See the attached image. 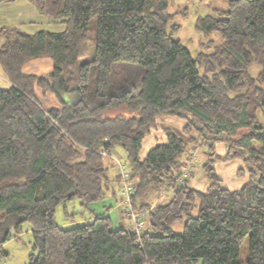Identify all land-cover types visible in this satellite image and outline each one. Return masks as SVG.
I'll return each mask as SVG.
<instances>
[{
  "label": "trees",
  "instance_id": "obj_1",
  "mask_svg": "<svg viewBox=\"0 0 264 264\" xmlns=\"http://www.w3.org/2000/svg\"><path fill=\"white\" fill-rule=\"evenodd\" d=\"M31 2L65 29L0 27L11 82L0 86V257L28 222L27 264H240L247 236V264H264V0H226L197 15L195 28L209 39L195 54L175 37L182 11H170V0ZM41 57L53 62L47 76L23 72ZM35 85L61 106L44 107ZM164 114L186 119L183 136L166 127L167 142L141 158ZM198 139L226 146L224 154L205 150V190L189 185L193 170L177 180ZM117 147L137 179L132 203L147 214L143 234L112 227L109 213L58 223V205L75 199L88 207L111 193L119 204ZM236 158L248 180L230 189L215 164ZM166 187V202L140 200ZM184 218L183 233H174Z\"/></svg>",
  "mask_w": 264,
  "mask_h": 264
},
{
  "label": "rangeland",
  "instance_id": "obj_2",
  "mask_svg": "<svg viewBox=\"0 0 264 264\" xmlns=\"http://www.w3.org/2000/svg\"><path fill=\"white\" fill-rule=\"evenodd\" d=\"M209 3L211 5L210 12H212V8L214 7L215 8L227 7L226 0H211L206 4ZM169 10L182 11L175 17V22H177L180 25V29L176 32L175 37L180 38L184 43H186L190 47L193 54L197 53L198 50L201 49L200 43L206 42L209 39V37H205L203 33H201L195 28V19L198 14H206L210 12L204 13L205 10H207V8L203 7L201 2H199L198 0H170ZM212 37L217 38V36L215 35H212ZM45 58H47V60H50L48 57H44L43 60ZM252 71L256 73L258 71V67L253 66ZM0 86L5 87L4 81L0 82ZM42 104L45 105V102L43 101ZM162 116L157 119L154 127H152L153 132L148 133L151 134L153 143H148L147 140L142 141V147L139 152L141 156L146 155V153L154 145L158 143H164L167 141V135L165 133L164 126H169L175 129V131H177L176 130L177 127L180 128L186 122V119L181 116L167 115V114H164L165 117ZM184 135H185V140L188 141L190 137L186 134ZM218 144H223V145H218ZM211 146H214L216 152H218L219 154H224L226 151V146L223 142L213 143V141L211 140L207 141L203 139H198L197 142L189 145L185 154L186 159H188V163L190 162L193 163V172L197 173L199 177H202L204 179L206 178V176L202 169V164L204 160L207 158V154L205 150H208ZM113 152L117 156L120 155L122 159L125 157V153L121 147L115 148ZM115 170L116 172H118L116 165H115ZM112 172H114V170H112ZM247 174H248L247 169H244L243 171L242 170L238 171L239 178L247 177L246 176ZM182 176H183V172L179 176V178H177V180L178 181L183 180ZM136 184H137V179H136ZM229 185H232V183H229ZM171 192L172 189L166 187L159 192H155L154 194H151L150 196H148L149 197L148 199L141 198L140 200L141 201L147 200V202H151L152 204H156L158 202H166L170 198L169 195L167 194ZM119 210H120V206L117 205L114 196L111 195V193H109L105 197L91 202L88 207L81 205L80 201L77 199L73 200L72 202H68L66 206H64L63 204L58 205L55 212V219L58 223H65L67 221L72 222L74 220H81V221L91 220L94 217V215L96 214L98 215L100 212L106 211V212H110L112 218V227L117 228L119 227L118 224ZM193 213L196 214L197 209H195ZM184 222H185V218L174 222V224L172 225V229L174 233L176 234L183 233ZM125 225L128 226L127 220L125 222ZM32 244H33V237L31 233V227L29 223L26 222L23 225V230L19 234V237H13L3 245L2 250L3 253L4 252L5 253L0 257V264H27L29 261V255L33 248ZM247 257H248V236L241 243L240 264H247ZM197 264H200V262H198Z\"/></svg>",
  "mask_w": 264,
  "mask_h": 264
},
{
  "label": "crops",
  "instance_id": "obj_3",
  "mask_svg": "<svg viewBox=\"0 0 264 264\" xmlns=\"http://www.w3.org/2000/svg\"><path fill=\"white\" fill-rule=\"evenodd\" d=\"M201 2L202 6L207 8L204 13L210 12V3L206 4L207 2H210V0H198ZM207 5V6H206ZM209 7V10H208ZM208 14V13H206ZM199 15V14H198ZM204 15V14H202ZM196 20V19H195ZM1 26H17L21 28L22 30L26 32H35L40 29H48L51 31H63L65 29V24L63 23V20L61 19H52L49 18L41 13L36 9V7L32 4L31 0H0V27ZM44 57L41 58H35L30 61H28L26 64H24L22 70L24 73L28 74H38L47 76L48 73L52 70L53 62L52 60H47ZM34 61V62H33ZM2 68V66L0 65ZM0 68V82L4 81V86L8 87L11 82L6 76L3 68L1 70ZM35 92L39 99L43 102H45V105H43L46 108H51L53 106L60 107L61 103L60 100L55 96L54 93L50 91H44L40 86L35 85ZM66 101H69L71 98L68 96H64ZM162 116V115H161ZM156 118V121L159 117ZM162 117H165L164 115ZM186 122L184 123V125ZM177 127V131L173 129L177 134L180 136L182 135V128ZM169 126H164V129ZM150 132H153V128ZM147 140L148 143H153V139L151 134H148L144 137L143 141ZM167 142V141H166ZM159 144V143H158ZM157 145V144H156ZM223 145V144H218ZM155 146V145H154ZM153 146V147H154ZM152 147V148H153ZM149 152V151H148ZM147 152V153H148ZM146 153V154H147ZM146 155L141 156V158H144ZM216 171L218 175L223 179V183L226 187L230 189H236L242 186L247 180H248V174L247 177L239 178L238 177V171L244 170V164L241 159H230V160H220L216 162ZM200 173V172H198ZM189 185L193 186L194 188L205 190L208 185V180L202 177H199L197 173H194L190 176L188 179ZM229 183H232V185H229ZM169 197L172 196V192L168 193ZM115 200L117 202V196L115 197ZM118 205V203H117ZM110 212H100L99 214H105ZM123 216L119 213V226H122L121 224H125L126 220L122 219ZM81 221V220H80ZM69 223V221L65 222Z\"/></svg>",
  "mask_w": 264,
  "mask_h": 264
},
{
  "label": "built area",
  "instance_id": "obj_4",
  "mask_svg": "<svg viewBox=\"0 0 264 264\" xmlns=\"http://www.w3.org/2000/svg\"><path fill=\"white\" fill-rule=\"evenodd\" d=\"M105 154V153H104ZM107 155V154H105ZM111 157L115 160V164L117 166V170L120 174L121 183L119 188V206H120V214L123 216L122 218L128 221V226L132 231H134L138 236L143 234L146 226H147V214L145 211L136 210L132 203V195L136 186V178H134L131 166L128 162L121 158L120 155H111ZM193 170V163L190 162L187 165V168L183 172V176H189V172ZM183 180H179L182 182Z\"/></svg>",
  "mask_w": 264,
  "mask_h": 264
}]
</instances>
